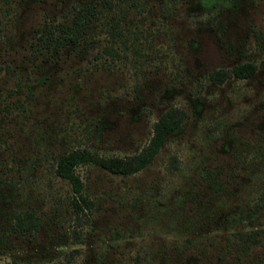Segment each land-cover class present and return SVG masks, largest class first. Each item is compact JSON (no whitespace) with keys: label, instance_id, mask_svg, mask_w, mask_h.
Masks as SVG:
<instances>
[{"label":"rangeland","instance_id":"rangeland-1","mask_svg":"<svg viewBox=\"0 0 264 264\" xmlns=\"http://www.w3.org/2000/svg\"><path fill=\"white\" fill-rule=\"evenodd\" d=\"M103 1L0 0V264H264V0H138L124 18ZM82 5L103 9L82 42L49 43ZM171 106L186 116L139 171L77 167L93 206L76 224L57 157L137 152Z\"/></svg>","mask_w":264,"mask_h":264},{"label":"trees","instance_id":"trees-1","mask_svg":"<svg viewBox=\"0 0 264 264\" xmlns=\"http://www.w3.org/2000/svg\"><path fill=\"white\" fill-rule=\"evenodd\" d=\"M118 1L121 3L119 9L122 18L125 17V13L128 11L130 5H136L138 3V0ZM103 4L107 6L108 9H111L114 5L112 0H104ZM107 8L106 10H108ZM102 14L103 9H96L95 6L82 5L77 9L70 25H62L59 28L58 34H52L54 32L50 33L52 36L49 39V43L52 42L56 47L65 46L67 44H71L72 46L80 44L86 34V28L89 26L90 21L94 18L101 17ZM120 15L118 18L112 17L113 21L109 34L112 42L120 40L121 43L125 44L126 39L120 27V22L122 21ZM104 51L113 54L115 52L114 45L110 44L106 46ZM255 70V63L246 61L237 63L230 68H217L211 70L208 73V79L216 83H222L231 76L239 78L249 77ZM185 116L186 110L183 108L171 106L166 109L158 119L154 121L152 134L147 143L140 150L132 154L108 156L86 147H77L59 155L54 164V171L57 175L66 179L72 188L73 196L70 200V206L74 213L76 224L80 225V222H84L88 219L89 215L86 211H90L93 206V201L83 191V181L77 171L78 166L96 164L113 173H135L152 161L166 141L168 135L181 125ZM172 159L174 160V158ZM233 220H235L233 216L228 219V221ZM25 221L34 228L37 227L38 219L34 216L33 212L25 211L17 215L18 224L23 225ZM75 251L77 250H72L68 253V263ZM140 261L141 256L136 255L134 264H139Z\"/></svg>","mask_w":264,"mask_h":264}]
</instances>
